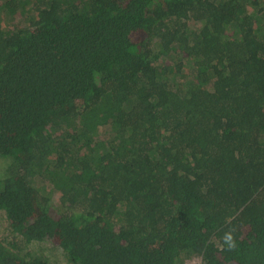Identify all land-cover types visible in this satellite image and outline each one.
Returning a JSON list of instances; mask_svg holds the SVG:
<instances>
[{
    "label": "trees",
    "instance_id": "1",
    "mask_svg": "<svg viewBox=\"0 0 264 264\" xmlns=\"http://www.w3.org/2000/svg\"><path fill=\"white\" fill-rule=\"evenodd\" d=\"M0 162V264H264V0H0Z\"/></svg>",
    "mask_w": 264,
    "mask_h": 264
},
{
    "label": "rangeland",
    "instance_id": "2",
    "mask_svg": "<svg viewBox=\"0 0 264 264\" xmlns=\"http://www.w3.org/2000/svg\"><path fill=\"white\" fill-rule=\"evenodd\" d=\"M4 169H5V163L0 162V174H2V172L4 171ZM5 227H7V219L2 218L0 216V235H5L7 233H10V231L8 229L7 230L4 229ZM46 244L47 245H45L46 246L45 248H48L49 246H51V243L46 242ZM63 264H65V263H63ZM185 264H201L200 258L195 257V258L189 259V260H187V262Z\"/></svg>",
    "mask_w": 264,
    "mask_h": 264
},
{
    "label": "clouds",
    "instance_id": "3",
    "mask_svg": "<svg viewBox=\"0 0 264 264\" xmlns=\"http://www.w3.org/2000/svg\"><path fill=\"white\" fill-rule=\"evenodd\" d=\"M223 241H224V244H226L229 249L235 248L236 246L235 240H234V237L231 231L226 232L224 234Z\"/></svg>",
    "mask_w": 264,
    "mask_h": 264
}]
</instances>
